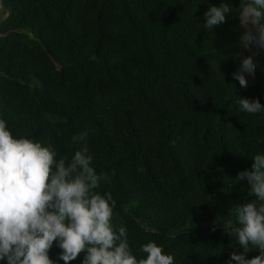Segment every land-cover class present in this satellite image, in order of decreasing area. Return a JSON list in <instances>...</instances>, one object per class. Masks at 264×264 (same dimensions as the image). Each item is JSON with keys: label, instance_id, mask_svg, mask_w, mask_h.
I'll return each mask as SVG.
<instances>
[{"label": "trees", "instance_id": "1", "mask_svg": "<svg viewBox=\"0 0 264 264\" xmlns=\"http://www.w3.org/2000/svg\"><path fill=\"white\" fill-rule=\"evenodd\" d=\"M221 2L0 0L9 13L0 25V118L58 158L87 146L97 173L110 177L95 191L111 192L112 223L126 228L138 258L149 241L174 264H227L242 251L223 223L255 199L235 177L264 154V113L242 112L238 98L264 105V97L232 77L250 55L234 47L245 0H224L227 22L203 27ZM59 252L49 256L64 264Z\"/></svg>", "mask_w": 264, "mask_h": 264}, {"label": "clouds", "instance_id": "2", "mask_svg": "<svg viewBox=\"0 0 264 264\" xmlns=\"http://www.w3.org/2000/svg\"><path fill=\"white\" fill-rule=\"evenodd\" d=\"M229 3L211 6L204 13V29L213 30L227 22ZM244 29L241 47L251 52L232 73L243 88L246 74L255 76L254 56L264 51V0H245L238 14ZM239 55V54H237ZM239 109L248 114L264 113L259 99L238 98ZM84 132L72 137L79 143ZM251 170L235 179L247 181L248 194L254 196L235 205V222L223 223L224 231L242 251H233L227 264H264V154L252 158ZM93 157L85 145L74 155L59 156L57 149L28 138L16 137L0 118V261L7 264H57L49 256L54 246L64 264L84 253L82 264H174L162 246L149 241L140 246L137 257L127 239L126 228L112 223L116 201L111 192L95 191L110 183L106 172L97 173ZM256 250L259 255L247 258Z\"/></svg>", "mask_w": 264, "mask_h": 264}, {"label": "rangeland", "instance_id": "3", "mask_svg": "<svg viewBox=\"0 0 264 264\" xmlns=\"http://www.w3.org/2000/svg\"><path fill=\"white\" fill-rule=\"evenodd\" d=\"M8 14H9L8 10L5 7L0 6V25L2 24L3 20L8 16ZM31 36L37 40L40 34L36 29L35 32L31 34ZM234 47L235 48L240 47L241 49H243L240 43H238ZM256 51L257 50L253 48L251 52L249 51L248 52L250 55H252L253 52H256ZM254 61L257 64V69H256V73L254 77L247 75L246 78L248 80V87L251 85H259L262 90L263 97H264V51H260L259 55L254 56ZM247 88H244V89H247Z\"/></svg>", "mask_w": 264, "mask_h": 264}]
</instances>
